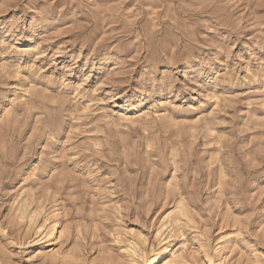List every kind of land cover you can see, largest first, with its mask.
Segmentation results:
<instances>
[{
  "label": "rangeland",
  "instance_id": "374dc122",
  "mask_svg": "<svg viewBox=\"0 0 264 264\" xmlns=\"http://www.w3.org/2000/svg\"><path fill=\"white\" fill-rule=\"evenodd\" d=\"M0 264H264V0H0Z\"/></svg>",
  "mask_w": 264,
  "mask_h": 264
},
{
  "label": "bare ground",
  "instance_id": "6f19581e",
  "mask_svg": "<svg viewBox=\"0 0 264 264\" xmlns=\"http://www.w3.org/2000/svg\"><path fill=\"white\" fill-rule=\"evenodd\" d=\"M55 230H56V223H54V225H53V230L51 232V236L50 237H53V234L55 233ZM154 260H157V258H153V260H151V262H153Z\"/></svg>",
  "mask_w": 264,
  "mask_h": 264
}]
</instances>
